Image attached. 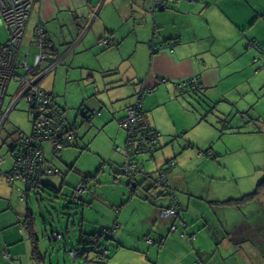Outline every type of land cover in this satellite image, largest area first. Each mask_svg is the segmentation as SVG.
I'll return each instance as SVG.
<instances>
[{"label": "crops", "instance_id": "1", "mask_svg": "<svg viewBox=\"0 0 264 264\" xmlns=\"http://www.w3.org/2000/svg\"><path fill=\"white\" fill-rule=\"evenodd\" d=\"M30 1L31 14L19 55L22 46L29 43L36 24H44L53 47L52 55L62 59L57 68L45 75V78L52 75L54 79L42 86L55 96L58 105L66 111V117L69 101L59 99L60 83L95 78L90 85L99 91H107V85H114L119 94L113 102L124 101L121 108L111 106L108 115L100 111L94 115H101L100 120L107 124L115 122L111 134L121 139L127 136V146L129 134L121 120L127 117V109L138 102L140 94L146 93V89L153 91L145 95L141 108L147 122L158 129L161 136L153 151L136 155L134 175L125 173L127 181L120 180L127 183L130 195L123 184L115 183L112 195L99 196L106 210L99 217L84 216L81 235L100 232L88 231L89 218L96 228L107 227L96 238L98 246L102 244L109 250L105 262L96 254L91 261L96 264H214L222 261L223 264L226 263L225 252L243 247L249 254L236 264H264V239L259 238L264 234L261 198L251 200L252 203L260 201L259 207L252 211L258 212L256 225L251 221L231 225V217L225 212L224 225L218 228L221 218L218 207L211 216L205 213L200 223L187 214L188 200L178 196L181 187H188L193 166L198 171L204 165L206 158L201 152L210 150L212 153L208 156L216 160L230 150L227 141L230 133L249 132L259 138L262 145L259 140L252 143L256 142V148L264 154V0H168L164 9L155 12H151L152 0L150 3H147L150 0H134L127 5L118 0ZM104 37H110L114 46L100 45ZM33 49L39 50L37 46ZM24 58L21 54L18 62L22 63ZM29 59L27 64L31 66L34 60L30 63ZM46 65L47 62L42 67ZM72 67L81 69L82 78L70 74ZM193 77L199 78L201 90L182 94L178 85ZM230 104L231 111H228ZM253 124V131H249L247 128ZM236 128L238 131H234ZM215 130L220 132L219 140L214 136ZM233 144L231 142V150ZM140 154L147 156L142 159ZM122 156L125 164L127 154ZM171 159L176 165L168 172L167 184L177 193L180 205L175 204V209L171 204L170 208L163 209L169 205L170 197L157 182L164 180L162 169ZM211 163L217 164L216 161ZM260 169L264 171V167ZM222 174L217 168H206L203 187L213 190L215 181L226 180ZM259 183L247 182L241 192L250 193ZM80 185L77 199L83 207L91 205L92 201H86L83 182ZM193 190H190L192 197L198 194ZM214 192L217 204L231 199L218 197L216 189ZM169 194L174 196L171 191ZM221 205L218 206L231 209V205ZM171 209L175 213L163 215L165 210ZM241 211L234 213L239 216ZM104 234L109 236L106 238ZM221 236L231 238V245L223 248L218 243L213 245ZM101 237L105 239L100 244ZM257 243H260L259 248ZM85 244L79 241L80 246L89 245ZM251 249H255L254 255ZM7 250H2L3 256L10 258ZM127 251L129 253L124 255ZM118 257L120 260L115 263Z\"/></svg>", "mask_w": 264, "mask_h": 264}, {"label": "rangeland", "instance_id": "2", "mask_svg": "<svg viewBox=\"0 0 264 264\" xmlns=\"http://www.w3.org/2000/svg\"><path fill=\"white\" fill-rule=\"evenodd\" d=\"M27 1L31 11L32 3L30 0ZM118 1L127 5V3L130 4L134 0ZM150 2L151 0L147 3ZM30 14L31 12L27 15L26 21H28ZM0 21L2 22L1 19ZM9 38V29L3 23L0 24V44H4ZM26 47L27 44L22 46L21 54ZM32 60L31 55L29 62L32 63ZM68 62L65 64H68ZM52 68L55 69V64L50 67V69ZM80 71V68L72 67L70 74H76L78 78H82L80 75L82 71ZM15 72L16 74H22L24 71L22 68H16ZM100 76H102V73H100ZM53 79L54 76L50 75L44 78L42 83L47 84ZM94 79H82L68 84L60 83L61 87H57L60 93L59 99L69 101L66 107L67 119L71 125L75 124L78 128L76 131V143L79 144V147L66 146L62 150L63 159H54L50 149H48V159L52 161V164L57 167L59 172L58 174L45 176L42 181H48L57 187H62V193H56L42 185L40 187L36 185L31 189L28 196L24 195L27 199L26 197L22 198L26 184L20 179L10 182L6 173L14 168V154L10 149V144L19 137L21 132L30 134L33 130L31 104L24 99L20 100L6 120L2 128L4 130L0 136V172H2L0 174V264H96L91 261L95 256L93 251L87 254L86 259L80 256V252H78L84 216L99 217L106 210L105 203L101 201L99 196L112 195L115 183L123 184L127 189V194L130 195V193L127 183L125 185V183L120 182V180L124 179L127 181L128 179L124 176L126 174L122 156V154H126L127 136L125 139L124 137L121 139L120 137L117 138L116 135H112L115 122L107 124L106 121L100 120L101 115H93V120H88L80 113L82 108H89L90 112L87 116L90 113L92 114L95 109L97 112L100 111L108 115L107 110L109 107L113 106L116 109H120L124 103L122 100L113 102V100L118 99L116 94H119L115 91L117 89L114 88V85H107V91H99L93 86L91 87L90 82L94 83ZM20 84L21 81L17 76L9 82L3 101V110L12 106L17 100ZM152 92L146 91L143 94L144 101H142V105L145 103V95ZM108 96H111V98ZM98 100H101L102 104L98 103ZM228 108V111H231V104L228 105ZM127 112H129V108ZM166 119L170 120L168 117ZM253 127L254 124L247 129L253 131ZM234 131H238V129L236 128ZM213 132L214 136L216 135L218 137L217 140H219L220 132L216 130ZM254 140H259L260 145L263 143L262 140L257 139L249 132L241 134L230 133L227 136L230 146V150L227 153H222L221 157H217L218 160L205 154L204 157L206 159L204 160V165L201 166L202 168L197 171V167L193 166V171L189 173L188 187L183 186L178 190V196L188 200L186 205L188 207L190 205V209L188 208L186 212L192 220L202 223V216L205 213H209V216H211L210 213H214L218 207L221 217L217 223L218 228H222L224 225L222 216L226 214L225 212H228L227 216L231 217L229 219L231 225L248 221H251L253 226L258 223V212L252 213V211L259 207L260 201L252 203L253 201L249 200L247 201L249 203L231 204V209H224L215 202L216 194L214 192L216 189L218 197L239 199L245 195L241 190L245 188L247 182L255 184L264 179V171L260 169L264 167V154L259 152V148H256V142L252 143ZM231 142H234L232 150ZM86 146H88V149H81ZM118 147L121 150L117 149ZM146 156L147 154H140L142 159L146 158ZM211 161H216L217 164L214 165ZM71 166L72 168H70ZM206 168H209V170L217 168L223 173L221 177H226V180L222 182L215 181L213 190L209 187H203V172ZM83 176H91L86 182V201H92L91 205H84V207L81 206V200L77 199L80 196V183H82ZM255 178L258 180H255ZM112 183L113 185H111ZM193 188V191L198 194H194L192 197L190 190ZM258 197L264 201V193H261L255 199ZM131 206L132 204L128 205V208ZM166 208H168V205L165 206ZM28 209L33 212L36 220L38 243L43 256L40 261L33 258L32 248L30 249L29 230L27 228L26 230L21 229V226L25 227L23 217L28 213ZM240 210H242V214L237 216L234 211ZM88 221L86 227L89 232H103L107 229V227H103L104 229L96 228L90 218ZM209 226L213 227L212 225ZM57 233L62 234V237L53 239V236ZM259 238L261 240L264 239V234L261 233ZM104 239L103 237L99 239L100 244L103 243ZM230 240L231 238L229 237L222 238L221 236L217 241L213 242V245L218 243L220 248H223L225 245H231ZM259 244L257 243V248H259ZM2 248L8 249L7 251L11 254L10 258L3 256ZM100 249L105 250L102 244ZM246 250L244 251L243 247L236 250L234 247L230 252H225L226 263L223 264H236L241 259L246 258L247 254H249L247 248ZM71 251H74L76 256H72L70 254ZM82 251H85V248ZM108 253L109 250L104 254L107 255ZM128 253L127 251L123 254L126 255ZM254 253L255 249H251V254L254 255ZM119 260L120 257L116 259L115 263L119 262ZM214 264H222V261L214 262Z\"/></svg>", "mask_w": 264, "mask_h": 264}, {"label": "built area", "instance_id": "3", "mask_svg": "<svg viewBox=\"0 0 264 264\" xmlns=\"http://www.w3.org/2000/svg\"><path fill=\"white\" fill-rule=\"evenodd\" d=\"M157 6H165L168 0H156ZM30 6L27 0H0V19L4 23L11 33V39L7 44L0 45V127L1 122H5L14 106L22 99L26 100L30 104H34L38 107L37 111H33L35 115L34 128L30 134L20 133L19 137L12 141L14 148H19L21 151H14L16 153V160L18 166V172L8 174L9 180H14L18 177L25 181L29 188L31 184L37 182V177L40 174L39 168L44 166L45 156L42 149H34L26 151L23 147L24 144L36 145L41 144L43 139L48 136L59 135L65 128V121L63 115L59 112H55L52 109L53 99L50 98L48 92L43 90L37 83L39 75H27L26 71L32 70L39 66L43 61L47 59V54L44 49L45 45V31L39 24H36L34 35H32L30 45L25 50V58L22 63H17L20 45L23 39L24 28L26 26L27 15L30 13ZM108 39H103L100 45L108 43ZM37 46L39 50L34 53V64L29 66L27 60L31 54L30 48ZM22 67L25 70L24 74H21L22 84L15 103L3 110V101L7 92V86L11 80V77L16 75L15 69ZM50 67H53L51 65ZM50 67L46 70H50ZM51 71V70H50ZM48 73V72H47ZM184 83V84H183ZM186 86L189 84H199V78L193 77L189 80L182 82L180 85ZM146 91H148L146 89ZM142 98L143 93L140 94L138 102L129 108V112L123 125L127 128L129 139L127 149V161L125 163V173L134 175L136 167V155L146 151H153L155 140H152L153 135H149L145 128L148 126L143 112H142ZM49 105V106H48ZM4 126V125H3ZM0 128V135L2 128ZM131 134V136H130ZM135 135V137H134ZM25 150V151H24ZM48 172L58 173L55 168H50ZM167 212L175 213V210H166ZM61 237V234L58 236ZM72 256H76L74 251H71ZM9 256V253L6 252Z\"/></svg>", "mask_w": 264, "mask_h": 264}, {"label": "trees", "instance_id": "4", "mask_svg": "<svg viewBox=\"0 0 264 264\" xmlns=\"http://www.w3.org/2000/svg\"><path fill=\"white\" fill-rule=\"evenodd\" d=\"M153 1V5L151 6V12H155V11H158V10H161V9H164L166 7L163 6H157V1L156 0H152ZM39 26H41L43 28V30L45 31V51H46V54H47V59L45 61H43L39 66H37L34 70V72H32V70H29V71H26L27 75H36L34 73H37V74H40L39 75V79H38V82L39 83L38 85L43 89L45 90L46 92H48L49 96L51 99H53V103H52V109L55 111V112H59L61 115H63V119L65 121V128L63 129V131H61V133L59 135H55V136H48L46 138L43 139V142L41 144H36V145H28V144H24L23 147L25 148L26 151L28 150H31L33 147L34 149H42L43 150V153H44V156H45V160H44V166L42 168H39L37 170H40V174L38 175L37 177V182L36 183H33L31 184L32 186H30L28 188V186L26 185V189L23 193V199L28 196L29 192L31 191V189L34 187V186H38L40 187L41 185L44 186L45 188H48L50 190H53L54 192L56 193H62L61 191V188L60 187H57L56 185H53L52 183L48 182V181H45L43 182V178L45 176H48V175H53V174H58V173H53V172H48V170L50 168H55L57 169L56 166H54L52 164V161H50L48 159V156H47V152H48V149H50V152L52 153V156L54 159L58 158V159H63V156H62V150L66 147V146H75V147H79V144L76 143V140H77V126L75 124L71 125L66 117V111L58 105L56 99H55V96L50 92L48 91L45 87H43V83L42 80L45 78V75L47 74V72H50V70L46 71L51 65L55 64V68H57V66L60 64L61 62V59L62 58H58L55 59V57L52 55V52H53V47L52 45L50 44L49 42V38H48V35H47V31H46V28L44 26V24H42L41 22L38 23ZM27 25V23H26ZM36 27V26H35ZM8 28V27H7ZM26 28V26H25ZM25 28H24V34H23V39H22V42L26 36V32H25ZM10 31V30H9ZM34 32H35V28L32 32V34L30 35V40H29V43L27 44V47L30 45V42H31V38H32V35H34ZM11 39V33H10V38L7 42H5L4 44H7ZM103 39H108V43L105 44L104 46H108V47H112L114 46V43H113V40L110 38V37H104L102 38ZM100 40V42L102 41ZM21 42V44H22ZM99 42V43H100ZM0 45H3V44H0ZM21 46V45H20ZM27 47L25 48V50L27 49ZM33 45L32 47L30 48L31 50V54L30 56L32 55L33 57V60L35 59V50L33 49ZM39 49V48H38ZM154 49H157L156 46ZM24 50V51H25ZM20 51V49H19ZM19 53V52H18ZM24 55V52L22 53ZM20 55H18V58H19ZM29 56V57H30ZM54 58H53V57ZM61 56V55H60ZM59 56V57H60ZM19 61V60H18ZM17 61V63H19ZM47 62V65L45 67H42V65ZM19 68V67H17ZM24 69V68H23ZM24 73H25V70H24ZM22 73V74H24ZM15 76H17L19 78V80L21 81V84H22V79H21V74H16L14 76L11 77V80L12 78H14ZM37 76V75H36ZM10 80V81H11ZM21 84H20V87H21ZM184 84V83H183ZM182 85H178V88L179 90L182 92V94L184 93H188V92H191V91H194L196 92L198 89L201 90V84L199 82V84H196L195 86L192 85V84H189V85H186V86H183ZM22 88V87H21ZM49 106V105H48ZM16 107V105L14 106V108L12 110H14ZM38 107L34 104H31V111H32V128H34V124H35V115H33V111H37ZM89 109V108H88ZM87 108L84 109L82 108L80 110V113L82 115H84L86 118H88V120H91L93 115L94 114H98V112L96 110H93L95 112L92 111V114L90 113L89 116L88 113L90 112V110H88ZM143 112V110H142ZM143 115L146 119V114L143 112ZM205 117V116H204ZM125 119V118H124ZM123 119V120H124ZM147 121V119H146ZM122 122V120H121ZM123 127H125L123 124H122ZM4 130V129H3ZM2 130V132H3ZM145 130L147 131V133L149 135H153L152 136V140H155V146L159 140V137L161 136V133L158 129L154 128L153 126H151L149 123H148V126L147 128H145ZM1 132V134H2ZM21 133H24V134H28V133H25V132H21ZM1 136V135H0ZM131 136V134H130ZM129 137V135H128ZM135 137V135H134ZM80 139V138H79ZM15 144L11 143L10 144V149L12 150L13 154H14V168L11 169L9 172L6 173V176L8 177V174H12V173H17L18 172V166H17V160H16V153L14 151H21L19 148H14ZM81 149H88V146L84 147V148H81ZM127 149H129V146H128V143H127V146H126V154H127ZM24 150V151H25ZM202 154H207V155H210L212 152L210 150H207V151H203L201 152ZM176 165V162L174 161V159H171L168 164L162 169V172H163V178L164 180H162L160 183L157 182L159 185H161L163 187V193L165 192L166 195L168 197H170L169 199V205H168V208H170L169 206L172 204L173 208L176 209V205H180V200L178 199V196L177 194L175 193V190H172V188L170 187V185L167 184V179H169V175H168V172H170V170L172 168H174ZM125 166V164H124ZM125 171V170H124ZM2 172H0L1 174ZM91 176H84L83 178V188L85 191H87V186H86V182H87V179L90 178ZM94 177V176H93ZM168 177V178H167ZM19 178L16 177L14 178V180H9L10 182H15L16 180H18ZM22 180V179H20ZM23 181V180H22ZM25 184H27L25 181H23ZM170 191L172 193H174L173 195L174 196H171L169 193ZM262 192H264V179L261 180V182L258 184L257 188L254 190V192L252 193H248V194H245L242 198H239V199H229V200H226V201H222V202H218L219 204H223V205H231V204H239V203H244V202H247L249 200H252V199H255L258 195H260ZM26 195V196H24ZM162 195V194H161ZM27 199V197H26ZM176 204V205H175ZM163 209H165V206L162 207ZM167 208V209H168ZM29 210V209H28ZM23 223L25 225V227L21 226V229L23 230H26V228L29 230V233H30V241H31V248H32V251H33V258L36 259L37 261H40L43 259V256H42V252L39 248V243H38V234L36 232V220H35V217L33 215V212H31L30 210L28 211V213L23 217ZM112 231V230H111ZM60 233H57L53 236V239H57L59 238ZM100 234L101 232L97 233V234H92V235H87V236H84V235H81L80 237V243L84 244H88L87 246H80L79 249H78V252H80V256L84 257L86 259L87 257V254L91 251H93L96 255H97V258H99V260L105 262V258H106V254H104L106 251H108L106 248L105 250L103 249H100L101 246L99 245L98 246V242L96 240L97 237H100ZM106 236H109V234H104ZM61 237H62V234H61ZM96 243V246L94 247ZM85 244V245H86ZM85 248V251H82V249Z\"/></svg>", "mask_w": 264, "mask_h": 264}, {"label": "bare ground", "instance_id": "5", "mask_svg": "<svg viewBox=\"0 0 264 264\" xmlns=\"http://www.w3.org/2000/svg\"><path fill=\"white\" fill-rule=\"evenodd\" d=\"M5 122H6V121H5ZM5 122H1V127L5 124ZM1 127H0V128H1Z\"/></svg>", "mask_w": 264, "mask_h": 264}, {"label": "water", "instance_id": "6", "mask_svg": "<svg viewBox=\"0 0 264 264\" xmlns=\"http://www.w3.org/2000/svg\"><path fill=\"white\" fill-rule=\"evenodd\" d=\"M165 211H166V210H165ZM165 211H164V212H165ZM178 213H179V212H178ZM164 215H167V214L165 213ZM95 246H96V243H95L94 247H95Z\"/></svg>", "mask_w": 264, "mask_h": 264}]
</instances>
